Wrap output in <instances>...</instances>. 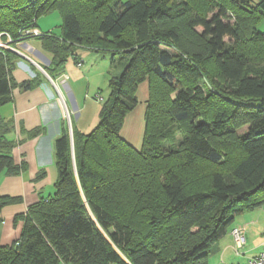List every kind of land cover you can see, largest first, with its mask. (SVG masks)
Masks as SVG:
<instances>
[{
  "label": "trees",
  "instance_id": "1",
  "mask_svg": "<svg viewBox=\"0 0 264 264\" xmlns=\"http://www.w3.org/2000/svg\"><path fill=\"white\" fill-rule=\"evenodd\" d=\"M50 13L61 18V36L26 37ZM263 17L264 0H0V42L37 39L53 70L77 46L125 62L109 78L95 128L73 129L72 145L66 131L55 140L53 192L17 216L21 233L0 245V264H208L235 218L264 203V65L252 61L263 55ZM247 42L254 53L242 51ZM19 59L0 47V106L11 100ZM142 82L149 99L137 150L120 130ZM173 126L175 148L162 145ZM12 128L0 121V174L17 172ZM234 154L230 171L220 170ZM198 163L208 165L199 173L207 190L186 182ZM16 201L0 197V227L2 208Z\"/></svg>",
  "mask_w": 264,
  "mask_h": 264
},
{
  "label": "crops",
  "instance_id": "2",
  "mask_svg": "<svg viewBox=\"0 0 264 264\" xmlns=\"http://www.w3.org/2000/svg\"><path fill=\"white\" fill-rule=\"evenodd\" d=\"M36 29L43 34L52 33L50 28L43 32L38 28V23ZM12 46L26 58L20 57L13 71L16 86L11 90L10 102L0 106V121L10 122L13 127L6 138L14 144L10 154L17 168V172L12 174H0V197L17 199L1 210L0 245H7L10 239L14 241L19 237L22 223L15 222L17 216L53 192L58 176L55 140L66 131L72 145L73 129L87 133L80 123L85 103L80 104V92L76 85L83 77L84 64L76 53L78 47L71 50L75 67L80 70L74 68L76 74L73 75L69 67L65 69L67 60L62 71L53 70L50 55L42 51L41 42L37 39ZM78 62L82 64L81 67H77ZM33 79L36 80L35 86L28 90H21L17 86ZM34 130H38V133L31 137ZM43 191L48 194L43 196ZM235 227H242L245 232V246L239 254L230 236V231ZM263 248L264 203L235 218L227 234L209 250L208 264H249V260Z\"/></svg>",
  "mask_w": 264,
  "mask_h": 264
},
{
  "label": "rangeland",
  "instance_id": "3",
  "mask_svg": "<svg viewBox=\"0 0 264 264\" xmlns=\"http://www.w3.org/2000/svg\"><path fill=\"white\" fill-rule=\"evenodd\" d=\"M190 3H196L198 6H206L210 4L213 0H188ZM258 0H253V4ZM234 14H231L234 17ZM38 28L43 32L50 28L52 34L56 37L61 36V18L57 13H50L48 15H43L37 20ZM258 30L264 34V17L261 19L259 24L257 25ZM43 34V33H41ZM264 46V45H262ZM76 53L80 55L84 64L82 68L83 77L79 79L77 82L78 91L80 92V104L85 103L84 110L82 111V117L80 120L81 126L85 132H90L99 122V115L102 107V102L109 97V78L115 74H119L125 66V62L122 60V56L119 54L115 55L111 52L100 51L95 53L89 48L83 46H77ZM255 45L251 42L245 43L242 46V51H245L249 54V52L254 53ZM262 50L263 47H259ZM263 55L253 56L252 61L257 65H264V51H261ZM69 67L70 73L73 75L76 74L74 72V68L77 71H80L75 67L74 59L72 55H69L67 58V63L65 64V69ZM64 69V70H65ZM208 72L212 77L215 78L216 81H220L217 78V73L214 70L212 65L208 66ZM78 76V75H77ZM78 85H81L80 88ZM99 95L103 101L99 102L95 100V96ZM135 97L137 100V104L135 107L127 114L124 123L120 130V136L123 140H125L128 144H130L133 148L140 150L143 143V136L145 130V111L147 107V102L149 99V89L147 82L140 83L135 90ZM172 125V124H171ZM242 129H237L235 133H240ZM169 139L163 141L162 145L169 146L171 148H175V145L181 139V133L173 126L168 135ZM226 139V137L224 138ZM225 142V140H223ZM228 141H232L231 138ZM227 141V142H228ZM236 152V150H235ZM236 154L232 156V159L228 156L225 157V164L222 167H219L220 170L228 173L232 167L234 158ZM197 172L190 174L187 177V181H192V185H190L191 189L197 190H207L209 183V177L204 178L199 175V173H207L208 165L205 163H198L196 166ZM195 169V170H196ZM201 176V177H200ZM43 196L47 195L48 192L43 191ZM22 223V221L19 220ZM12 242L11 239L9 241ZM9 243V244H10Z\"/></svg>",
  "mask_w": 264,
  "mask_h": 264
},
{
  "label": "built area",
  "instance_id": "4",
  "mask_svg": "<svg viewBox=\"0 0 264 264\" xmlns=\"http://www.w3.org/2000/svg\"><path fill=\"white\" fill-rule=\"evenodd\" d=\"M25 34H26V37H36V36L41 35V33L36 28L26 31ZM11 42H12L11 39H8V41L6 43L0 42V47L7 49V50H10V51L14 52L15 54H17L19 57L24 58L25 55L20 53L16 48H14L12 46ZM81 65L82 64L80 62L77 63V67H81ZM97 101L102 102L103 99L100 96H97ZM230 236H231L235 251L237 254H239L240 251H242L244 246H245L244 228H242V227L233 228L230 231ZM249 264H264V248L256 257H253L249 260Z\"/></svg>",
  "mask_w": 264,
  "mask_h": 264
}]
</instances>
